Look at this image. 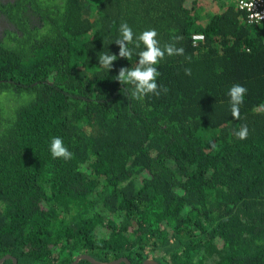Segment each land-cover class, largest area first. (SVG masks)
I'll return each mask as SVG.
<instances>
[{
    "label": "trees",
    "instance_id": "1",
    "mask_svg": "<svg viewBox=\"0 0 264 264\" xmlns=\"http://www.w3.org/2000/svg\"><path fill=\"white\" fill-rule=\"evenodd\" d=\"M0 15V259L264 264V26L233 0H0ZM122 22L184 49L156 65L166 93L114 79L143 44L100 67Z\"/></svg>",
    "mask_w": 264,
    "mask_h": 264
},
{
    "label": "clouds",
    "instance_id": "2",
    "mask_svg": "<svg viewBox=\"0 0 264 264\" xmlns=\"http://www.w3.org/2000/svg\"><path fill=\"white\" fill-rule=\"evenodd\" d=\"M120 38L115 40V44L119 46V57L116 54L109 52L98 53V62L101 68H113L114 62L118 58H126L128 60L134 54L135 49H139L143 44L144 49L138 53L139 59L135 67L127 68L121 67L118 74L114 77L122 85H130L131 88H124L123 91H128L133 99L141 100L149 94L159 96L161 91L167 92L157 83V78L161 75L156 65L160 63L165 56H183L185 51L182 47H176L175 43H168L161 46L157 39L158 32L155 29L143 31L136 36L132 28L126 23L122 22L119 27ZM134 44V48L129 47ZM186 75H191V69H185ZM247 88L240 85H233L229 91L230 108L232 116L236 119L240 117V106L244 103ZM237 138L244 140L249 135L247 125H242L241 128L235 132ZM50 151L53 158L71 159L72 153L65 146L61 137H53L51 139Z\"/></svg>",
    "mask_w": 264,
    "mask_h": 264
},
{
    "label": "built area",
    "instance_id": "3",
    "mask_svg": "<svg viewBox=\"0 0 264 264\" xmlns=\"http://www.w3.org/2000/svg\"><path fill=\"white\" fill-rule=\"evenodd\" d=\"M232 1V0H229ZM238 4V8L246 13V21L249 25L264 26V0H233ZM195 36L194 39H200Z\"/></svg>",
    "mask_w": 264,
    "mask_h": 264
},
{
    "label": "water",
    "instance_id": "4",
    "mask_svg": "<svg viewBox=\"0 0 264 264\" xmlns=\"http://www.w3.org/2000/svg\"><path fill=\"white\" fill-rule=\"evenodd\" d=\"M7 260H12L13 264H17L16 258H13L10 255H6L2 259H0V264H3ZM80 260H87L92 264H120L121 262H124L125 264H130L129 260H127L125 258H121V259H118L116 261H112L110 263H102V262L94 260L92 257L87 256V255H81V256L77 257L76 260L72 264H78ZM143 264H160V263L155 261V260H146Z\"/></svg>",
    "mask_w": 264,
    "mask_h": 264
},
{
    "label": "flooded vegetation",
    "instance_id": "5",
    "mask_svg": "<svg viewBox=\"0 0 264 264\" xmlns=\"http://www.w3.org/2000/svg\"><path fill=\"white\" fill-rule=\"evenodd\" d=\"M2 2L3 3H7V2H14V0H2ZM4 15H0V19H1V21H3L4 20ZM7 23V22H6ZM7 24H9V23H7ZM10 26H12V27H15L14 25H12V24H9Z\"/></svg>",
    "mask_w": 264,
    "mask_h": 264
}]
</instances>
